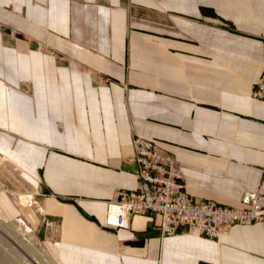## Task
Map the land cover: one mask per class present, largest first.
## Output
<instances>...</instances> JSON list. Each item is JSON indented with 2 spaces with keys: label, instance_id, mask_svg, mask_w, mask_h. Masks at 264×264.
I'll return each instance as SVG.
<instances>
[{
  "label": "crops",
  "instance_id": "1",
  "mask_svg": "<svg viewBox=\"0 0 264 264\" xmlns=\"http://www.w3.org/2000/svg\"><path fill=\"white\" fill-rule=\"evenodd\" d=\"M0 25V216L43 228L58 264H264V223L104 224L137 187L134 137L196 200L264 210V0H0Z\"/></svg>",
  "mask_w": 264,
  "mask_h": 264
},
{
  "label": "built area",
  "instance_id": "2",
  "mask_svg": "<svg viewBox=\"0 0 264 264\" xmlns=\"http://www.w3.org/2000/svg\"><path fill=\"white\" fill-rule=\"evenodd\" d=\"M10 34L15 32L10 30ZM252 96L264 100V70ZM132 146L128 160L136 164L137 187L118 190L106 202V227L127 229L131 216L152 214L159 218L160 236L183 231L216 240L222 228L264 223L257 191L244 193L240 207H226L210 199L196 200L185 192L183 173L171 153L160 152L154 141L140 137L133 138Z\"/></svg>",
  "mask_w": 264,
  "mask_h": 264
},
{
  "label": "rangeland",
  "instance_id": "3",
  "mask_svg": "<svg viewBox=\"0 0 264 264\" xmlns=\"http://www.w3.org/2000/svg\"><path fill=\"white\" fill-rule=\"evenodd\" d=\"M44 236L43 228H32L13 216H0V264H58L49 256Z\"/></svg>",
  "mask_w": 264,
  "mask_h": 264
}]
</instances>
